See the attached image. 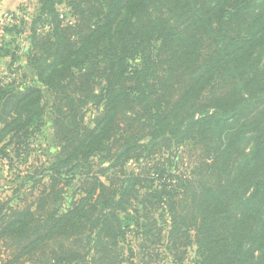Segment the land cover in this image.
I'll return each mask as SVG.
<instances>
[{"label":"trees","instance_id":"16d2710c","mask_svg":"<svg viewBox=\"0 0 264 264\" xmlns=\"http://www.w3.org/2000/svg\"><path fill=\"white\" fill-rule=\"evenodd\" d=\"M37 4L33 79L8 80L20 57L0 49V154L48 109L58 151L0 202V264H135L127 238L145 255L163 228L179 262L195 245L194 264H264V0Z\"/></svg>","mask_w":264,"mask_h":264},{"label":"rangeland","instance_id":"374dc122","mask_svg":"<svg viewBox=\"0 0 264 264\" xmlns=\"http://www.w3.org/2000/svg\"><path fill=\"white\" fill-rule=\"evenodd\" d=\"M59 9L62 14H67V8L65 6H61ZM4 12L10 13L12 18L10 17L8 20V25H2L0 23V49L10 50L20 57L19 64L22 66V70L16 75L6 76L8 80H16L17 86L20 87L33 79L32 70L28 67L30 50L29 37L31 35V24L38 15L37 0L27 1L14 12ZM68 20L74 22V18H71L70 15H68ZM9 61L10 58H7L6 64H8ZM5 73L7 74V68H5ZM24 76H27V79L24 78ZM44 93L46 96V104L49 107L51 104V97L47 89H44ZM86 114V122L91 124L92 119L98 112L90 106L87 108ZM57 151L58 147L54 139L52 117L50 109H48L47 115L44 118V127L35 138L31 139L28 147L22 148L19 158H15V154L10 153L13 161L9 164L4 161L5 158L0 154V202L10 201L12 204H19L22 198V190L25 189L20 190L19 195L15 194L13 191L29 178L35 177L36 180L48 182L44 172L54 159ZM184 163L186 166L188 165L186 160ZM129 166L136 173L143 171V167L134 163H130ZM101 180L104 181L103 178H101ZM32 186L33 183L30 182L25 188L31 189ZM71 192H73V190L71 191V189H68L66 196H70ZM25 195L28 194L26 193ZM165 225L166 224H163L162 226ZM163 229L165 231L162 232V244L156 246H149L148 244L149 247L146 249L145 255L141 253L140 237L137 234L130 235L127 238L128 241H126L124 245L125 255L128 254V249L131 248L134 253H137L134 257L135 264H194V260L197 258L196 246L194 245L188 248L187 259L184 262L177 261L175 258L176 252L174 250L171 252L168 249V230L166 228Z\"/></svg>","mask_w":264,"mask_h":264},{"label":"crops","instance_id":"0c3cea01","mask_svg":"<svg viewBox=\"0 0 264 264\" xmlns=\"http://www.w3.org/2000/svg\"><path fill=\"white\" fill-rule=\"evenodd\" d=\"M29 0H0V12L4 11H16L21 5L25 4ZM7 59L0 57V78L7 75L5 73Z\"/></svg>","mask_w":264,"mask_h":264},{"label":"built area","instance_id":"2783aa9c","mask_svg":"<svg viewBox=\"0 0 264 264\" xmlns=\"http://www.w3.org/2000/svg\"><path fill=\"white\" fill-rule=\"evenodd\" d=\"M10 17L12 18V16H10V13L8 12L0 13V23L2 25H8V20L10 19Z\"/></svg>","mask_w":264,"mask_h":264}]
</instances>
